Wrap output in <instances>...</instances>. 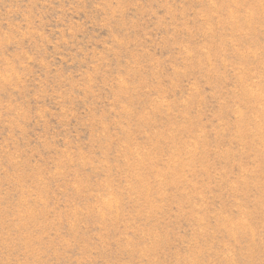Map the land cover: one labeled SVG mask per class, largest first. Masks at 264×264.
I'll return each instance as SVG.
<instances>
[{
  "label": "rangeland",
  "instance_id": "1",
  "mask_svg": "<svg viewBox=\"0 0 264 264\" xmlns=\"http://www.w3.org/2000/svg\"><path fill=\"white\" fill-rule=\"evenodd\" d=\"M0 264H264V0H0Z\"/></svg>",
  "mask_w": 264,
  "mask_h": 264
}]
</instances>
